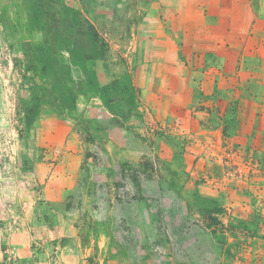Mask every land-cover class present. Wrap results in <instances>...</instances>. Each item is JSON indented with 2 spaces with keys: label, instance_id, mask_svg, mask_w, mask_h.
Segmentation results:
<instances>
[{
  "label": "rangeland",
  "instance_id": "1",
  "mask_svg": "<svg viewBox=\"0 0 264 264\" xmlns=\"http://www.w3.org/2000/svg\"><path fill=\"white\" fill-rule=\"evenodd\" d=\"M0 264H264V0H0Z\"/></svg>",
  "mask_w": 264,
  "mask_h": 264
},
{
  "label": "crops",
  "instance_id": "2",
  "mask_svg": "<svg viewBox=\"0 0 264 264\" xmlns=\"http://www.w3.org/2000/svg\"><path fill=\"white\" fill-rule=\"evenodd\" d=\"M204 1H209L210 4L212 3V5H216V4L220 3V0H204ZM223 1H226V0H223ZM236 2H237V0H228V3H229V4H231V3H236ZM152 5H153V3L150 2V3H149V8H151ZM154 7H156V6L154 5L153 8H154ZM154 9H157V8H154ZM161 10H162V8H161ZM201 10H202V7L198 10V14L201 13ZM164 12H165V14H172V12H173V7H171V5H170V6H166V7L164 8ZM150 14H151V13H150ZM181 14H185L184 17H182V20H181V21H182V25H181V35L183 36V38H184V36H186L184 39L187 40V37L189 36V33H190V32H189V31H190V22H191V20H192V18L189 17V15L191 14V11L188 9V10H186L185 12H183V13H181ZM201 14H205V13H204V10H203V13H201ZM213 14H214V13H213ZM244 14H252V13L245 11ZM259 14H263V13H262V12H259ZM248 17H251V16H249V15L246 16V20L249 22L250 27H251L252 25H251V23H250V19H249ZM261 19H262V17H261ZM203 24H204V23H203ZM257 25H258V24H257ZM205 27H206V26L204 25L203 28H205ZM206 28L209 30V32L212 33V35L214 36V38H217V37L220 35V26H219L218 18H217L216 20H215V19L213 20V24H212V26H210L209 28H208V26H207ZM254 28L256 29V26H255ZM244 29H245L244 32L247 33L246 27H245ZM258 29H259V28H258ZM197 30H201V28L197 27ZM248 32H249V29H248ZM216 36H217V37H216ZM216 40H217V39H216ZM214 43H215V39H214ZM260 52L263 53V46H262V45L260 46ZM261 62H263V60H261ZM260 66H261V64H260ZM262 67H263V66H262ZM106 111H107V110H106ZM108 114L113 115V114H111L110 112H108ZM92 119H93V118H92ZM92 119H91V120H92ZM96 120H97V119H96ZM108 122H109V119L107 118V121L102 120L101 123H103L104 125H107Z\"/></svg>",
  "mask_w": 264,
  "mask_h": 264
}]
</instances>
